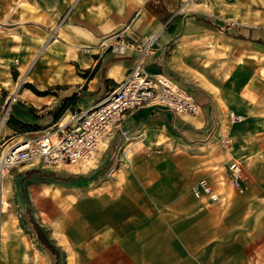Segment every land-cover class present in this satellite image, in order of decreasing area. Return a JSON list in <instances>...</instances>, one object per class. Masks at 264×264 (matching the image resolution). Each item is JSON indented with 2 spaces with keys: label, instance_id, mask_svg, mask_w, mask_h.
Returning <instances> with one entry per match:
<instances>
[{
  "label": "crops",
  "instance_id": "1",
  "mask_svg": "<svg viewBox=\"0 0 264 264\" xmlns=\"http://www.w3.org/2000/svg\"><path fill=\"white\" fill-rule=\"evenodd\" d=\"M36 1L46 10L55 6L57 18H47L48 23L59 19L71 4L69 0ZM244 1L251 7V0ZM181 2H74L76 9L68 23L57 31L62 30L60 40L49 43L57 51L54 59L59 65L54 74L42 71L63 99L74 97L63 115L71 116L104 100L134 67L140 44L152 35L158 38L145 58L148 71L172 75L201 110L182 116L146 106L127 113L121 127L108 138V149L92 173L111 168L116 179L113 192L106 182L68 183L55 177L57 167L41 166L49 167L47 172L54 178L29 188L33 202L48 220H37L23 207L17 226H8L6 235L0 229L7 255H35V264H58L57 255H67L62 242L54 238L61 232L76 255H98L105 264H126L128 259L138 261L137 255H185L192 237L205 245L234 236L239 223H246L253 205L245 180L264 165V25L224 26L223 19L234 21L239 10L210 17L181 15L174 8ZM125 27L123 33L114 34ZM105 40L110 47L124 46L125 51L103 47ZM86 48L90 53H83ZM206 53L211 67L218 66L216 74L206 68ZM41 55L26 71L27 78ZM68 66L70 71L65 70ZM36 81L46 84L40 77ZM230 113L243 120L233 122ZM13 116L38 126L24 135L44 133L31 112ZM17 129L8 125L9 132L18 133ZM234 161L246 170L243 193L231 184L229 167ZM203 179L221 195V202L193 193L192 187ZM45 191L65 196L56 200L42 196ZM70 198L76 203L66 209ZM0 221L3 228L2 215ZM37 227L56 252L40 240Z\"/></svg>",
  "mask_w": 264,
  "mask_h": 264
},
{
  "label": "rangeland",
  "instance_id": "2",
  "mask_svg": "<svg viewBox=\"0 0 264 264\" xmlns=\"http://www.w3.org/2000/svg\"><path fill=\"white\" fill-rule=\"evenodd\" d=\"M69 1L71 4L65 9L63 15L56 21L48 23L47 18L52 16L57 18L55 6L46 10L36 0H0V122L4 118V127L0 133V153L14 143L42 135L9 132L8 121L13 114L31 112L43 126L45 130L43 134L52 132L55 124L66 122L70 117L62 115L58 121L54 120L52 112L62 105V92L55 85L49 84L42 76L44 70H50L54 74L55 67L59 65L54 59L57 51L49 48V43H58L62 30L57 31L68 23L71 14L76 9L73 5L76 0ZM246 3L244 0H182L174 8L181 15L201 17L214 16L211 13L239 10L237 19L234 21L223 19L224 26L264 25V0H251V7L246 6ZM33 11H35L34 14ZM123 30L125 31L126 27L114 34L117 36L123 33ZM107 46L109 45L105 40L103 47ZM89 50L91 49L86 48L82 51L90 53ZM41 52L43 57L36 61L34 67L29 70V78L23 80L26 71ZM205 56L207 57L206 68L212 69V74H216L219 70L218 66L211 67L212 59H209V53ZM74 68L79 72L78 66ZM65 70L70 71L71 67L68 66ZM161 76L173 80L172 75L161 74ZM38 77L45 81L46 86L36 81ZM50 80L53 81V76H50ZM18 84L21 86L12 101ZM33 105H36V108ZM107 149L108 143L103 141L95 164L83 166L92 162L90 161L61 165L56 168L58 175L55 177L68 180V183L85 185L90 183L100 185L106 182L109 191L113 192L112 185L116 179L115 172L110 173L111 168L105 169L103 173L92 174L99 166L102 153ZM41 166L43 165L17 164L6 172L5 199L4 204L2 206L0 204V208L4 210L2 214L4 235H6L8 226H17L21 221L19 211L23 207L31 216L36 215L37 220L41 219L43 222L48 220L45 213L39 212L38 203L33 202L29 188V185L39 182L49 183L50 179L54 178L47 172L49 167L41 169ZM66 169H73L80 173H72ZM245 172L243 180L246 179ZM247 177L245 181L251 193L250 203L253 209L248 213L246 223L240 222L233 230L234 236L224 239L217 238L205 245L195 243L193 240L195 238L192 237L190 250L185 252V255H137L138 261L128 259L126 264H264V165L255 171L254 177L250 174H247ZM42 196H52L60 200L65 195L64 193L52 195L45 191ZM69 202L64 208H70L76 200L70 198ZM33 209L36 210L35 213ZM54 238L62 242L60 247L64 249L62 250L64 254H67L58 255V264H105V261L98 255H76V252L72 251L69 240L61 232L55 233ZM35 260V255H7L6 242L5 239L1 241L0 233V264H35Z\"/></svg>",
  "mask_w": 264,
  "mask_h": 264
},
{
  "label": "built area",
  "instance_id": "3",
  "mask_svg": "<svg viewBox=\"0 0 264 264\" xmlns=\"http://www.w3.org/2000/svg\"><path fill=\"white\" fill-rule=\"evenodd\" d=\"M157 38L158 35H152L140 44L141 53L134 67L104 100L71 115L66 122L55 124L52 132L21 140L0 153L1 206L5 199L6 172L17 164L60 167L96 161L102 142L107 141L121 127L127 113L135 109L158 107L182 116L200 112V105L187 90L165 76L148 71L145 58ZM111 48L118 53L125 51L121 45ZM230 119L242 121L243 117L230 113ZM123 136H127V132H123ZM229 169L233 188L243 193L242 164L234 161ZM192 191L197 197L206 196L213 203L222 201L221 195L204 179L194 185ZM1 215L2 207L0 219Z\"/></svg>",
  "mask_w": 264,
  "mask_h": 264
},
{
  "label": "trees",
  "instance_id": "4",
  "mask_svg": "<svg viewBox=\"0 0 264 264\" xmlns=\"http://www.w3.org/2000/svg\"><path fill=\"white\" fill-rule=\"evenodd\" d=\"M73 99H74V97L64 98L62 105L56 111L52 112V115L54 116L55 121H58L62 117V115L66 112L69 104L72 103ZM8 125H10L14 128H18L17 129V130H19L18 132L33 131V130H37V128H38V126H32V125H29V124H26V123H23V122L17 120L13 115H12V117H10V119L8 121ZM38 233H40V240L56 252V250L49 244V242L45 240V238H44L43 234L40 232L39 228H38ZM57 257H58V255H57Z\"/></svg>",
  "mask_w": 264,
  "mask_h": 264
},
{
  "label": "bare ground",
  "instance_id": "5",
  "mask_svg": "<svg viewBox=\"0 0 264 264\" xmlns=\"http://www.w3.org/2000/svg\"><path fill=\"white\" fill-rule=\"evenodd\" d=\"M26 78H27V76H24L23 80L26 79ZM20 86H21V85L18 84L17 88L15 89V91H14V95H13V98H12V101L14 100V97L17 95V93H18L17 91H18V89L20 88ZM3 119H4V118H3ZM3 119H2L1 122H0V133L2 132V129H3V127H4V120H3ZM94 162H95V161H92L91 163H89V164H84L83 166H89V165L95 164ZM2 212H4V211L2 210ZM0 229H1V231H2V229H3L2 226H1Z\"/></svg>",
  "mask_w": 264,
  "mask_h": 264
}]
</instances>
